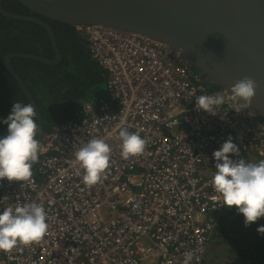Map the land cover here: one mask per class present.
<instances>
[{
    "label": "built area",
    "instance_id": "obj_1",
    "mask_svg": "<svg viewBox=\"0 0 264 264\" xmlns=\"http://www.w3.org/2000/svg\"><path fill=\"white\" fill-rule=\"evenodd\" d=\"M75 29L106 71L107 97L84 100L75 118L46 131L29 182L0 184V211L37 203L49 225L41 242L0 251V264H183L187 252L190 264H205L228 211L212 184L213 153L231 136L240 155L229 158L258 163L264 122L224 91L216 115L198 109L197 97L214 93L165 44L106 26ZM121 128L146 140L142 155L122 158ZM92 138L112 151L89 188L75 152Z\"/></svg>",
    "mask_w": 264,
    "mask_h": 264
},
{
    "label": "water",
    "instance_id": "obj_2",
    "mask_svg": "<svg viewBox=\"0 0 264 264\" xmlns=\"http://www.w3.org/2000/svg\"><path fill=\"white\" fill-rule=\"evenodd\" d=\"M2 1L0 12L4 15L35 20L6 12ZM14 1L57 22L111 27L165 44L228 95L238 80L250 77L257 88L251 104L243 107L264 122V0ZM16 54L10 53L8 60ZM15 76L37 113V139L41 143L46 133L42 113L23 80Z\"/></svg>",
    "mask_w": 264,
    "mask_h": 264
},
{
    "label": "clouds",
    "instance_id": "obj_3",
    "mask_svg": "<svg viewBox=\"0 0 264 264\" xmlns=\"http://www.w3.org/2000/svg\"><path fill=\"white\" fill-rule=\"evenodd\" d=\"M181 52L183 49H178ZM257 84L245 76L231 88L228 99L248 107L255 96ZM243 101L240 103L239 101ZM225 103V96L217 92L213 95H201L196 99L198 109L216 115L217 109ZM239 112L238 109H235ZM37 113L31 103L22 104L16 101L11 114L3 123L8 125L7 135L0 138V180L29 182L33 176V166L39 160L42 145L37 136L39 127L36 122ZM121 156L142 155L146 148V140L137 133L126 128L119 130ZM229 136L219 150L213 153L216 160L215 174L212 184L215 191L221 194L223 206L236 207L243 214L245 226H250L264 217V159L258 163L246 162L243 158L233 160L229 154L240 155L239 148ZM111 148L102 138H92L87 144L75 152L77 162L84 171L83 182L91 188L102 181L110 168ZM47 212L37 203L23 206L7 207L0 211V251L10 253L21 246H30L41 242L48 233L46 223ZM264 234V226L257 229ZM194 253L187 252L183 264H190Z\"/></svg>",
    "mask_w": 264,
    "mask_h": 264
},
{
    "label": "trees",
    "instance_id": "obj_4",
    "mask_svg": "<svg viewBox=\"0 0 264 264\" xmlns=\"http://www.w3.org/2000/svg\"><path fill=\"white\" fill-rule=\"evenodd\" d=\"M7 4L25 8L14 0L2 1L4 8L12 9ZM0 18V80L5 82V86L0 82V138H3L7 135L8 129V125L3 121L11 114L14 103L16 101L22 104L29 103L4 66L3 59L14 50L25 51L24 49L29 48L27 43L22 50L16 49L26 41L33 45L44 39L40 33L29 34L24 31L27 23L21 20H6L2 15ZM75 33L78 37L73 55L64 54L62 63L48 66L46 70L43 68L44 65L30 69L27 67V61H24L25 65L20 66L17 71L37 102L46 131L75 118L82 102L97 99L100 96L99 91L106 83V71L91 57L86 38L76 29ZM209 88L214 94L222 92L213 84H209ZM7 91H10L9 96L6 95ZM32 172L33 175L38 174L37 163L34 164ZM3 180H0V184ZM223 219L224 221L217 225L214 236L230 247L234 257L229 259V264H264V234L257 231L259 227L264 226V217L246 227L243 214L238 213L233 206L231 209L228 208Z\"/></svg>",
    "mask_w": 264,
    "mask_h": 264
},
{
    "label": "flooded vegetation",
    "instance_id": "obj_5",
    "mask_svg": "<svg viewBox=\"0 0 264 264\" xmlns=\"http://www.w3.org/2000/svg\"><path fill=\"white\" fill-rule=\"evenodd\" d=\"M7 6L12 9L4 8L6 12L14 13L19 16L33 17L35 20H24L17 18L15 19L13 17L6 16L1 12L0 15L4 16L6 20L15 19L27 23V25L24 27V31L28 32L29 34H34L36 32L40 33L44 39L43 41L35 43L33 45L30 44V41H26L20 44V48L16 49L22 50L23 46L27 43L29 48L24 49L25 51L14 50L11 52V54H18L11 56L9 58L10 60H8V55L10 54L8 53L3 59V64L7 68L10 75L13 77V81H16L17 85L25 95L17 77L15 76L16 74L21 80H23L17 72L18 68L25 65L23 63L24 61H27V67L30 69H33V67H40V65H44L45 67L43 68H45L46 70L48 69V66L58 65L62 63L64 60L63 55L66 53H70L73 55L72 52L76 48V38L78 37L74 29L76 26L44 18L42 16L34 14L29 9H23L16 4H7ZM20 54H24L26 56H20ZM73 57L75 58V56ZM9 64L14 70L15 74L11 71ZM0 82L5 86V82L3 80H0ZM26 87L28 88L27 85ZM9 94L10 91H7L6 95L9 96Z\"/></svg>",
    "mask_w": 264,
    "mask_h": 264
},
{
    "label": "rangeland",
    "instance_id": "obj_6",
    "mask_svg": "<svg viewBox=\"0 0 264 264\" xmlns=\"http://www.w3.org/2000/svg\"><path fill=\"white\" fill-rule=\"evenodd\" d=\"M207 85L211 84L205 79ZM106 83L102 86L101 90L99 91L100 96L107 97V91H106ZM225 218V217H224ZM219 252V255L217 253ZM230 247L224 243L221 239H217L216 237H213L212 242L209 245V252L207 255L206 263L205 264H225L224 259L227 257L228 252H230Z\"/></svg>",
    "mask_w": 264,
    "mask_h": 264
},
{
    "label": "crops",
    "instance_id": "obj_7",
    "mask_svg": "<svg viewBox=\"0 0 264 264\" xmlns=\"http://www.w3.org/2000/svg\"><path fill=\"white\" fill-rule=\"evenodd\" d=\"M222 221H224V219L221 220V222H222ZM221 222H220V223H221ZM217 253H218V255H219V252H218V251H217ZM233 257H234V255H233V253L230 251V252H228L227 257H225V258H223V259H224L225 262H227V264H229V262H228L229 259H231V258H233ZM225 262H224V263H225Z\"/></svg>",
    "mask_w": 264,
    "mask_h": 264
}]
</instances>
